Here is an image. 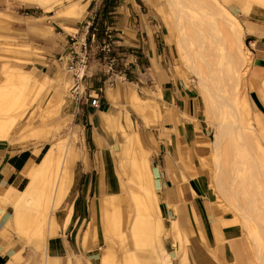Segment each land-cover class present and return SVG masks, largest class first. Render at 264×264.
Here are the masks:
<instances>
[{
    "label": "rangeland",
    "instance_id": "374dc122",
    "mask_svg": "<svg viewBox=\"0 0 264 264\" xmlns=\"http://www.w3.org/2000/svg\"><path fill=\"white\" fill-rule=\"evenodd\" d=\"M85 1L90 0H49V14L38 4L39 0L35 3L37 7H30L35 12L32 16L47 14L40 23L53 28L55 33L51 38L54 40L50 42L41 37L47 34L45 31L34 32L20 24L24 16L30 15L23 12L29 7L17 6L15 0H0V106L7 110L8 115L24 114L13 142L17 144L10 145L7 142L0 144V153H14L22 150L21 146L25 144H34V147L40 149L47 146L48 151L57 143L63 146L62 151L74 154L70 169V175L73 170L71 186L65 181V193L55 207H51L50 204L46 206L45 200L40 199L29 210L30 218L21 230H17L14 226V210L7 203H3L1 198L4 194L0 191V209L5 213L0 222V264H5L8 259L13 264H130L131 260L135 261L131 264H181V262L182 264H232L234 260L229 254L227 245L233 241L239 242L244 254L253 259L251 239H248L250 237L243 226L237 207L217 198L214 188H211L210 161L213 151L210 142L214 139L215 121H212L214 119L206 109L204 110L205 104L202 105L204 102L199 95L196 78L184 68L181 60L178 61L180 58L175 52L172 22H169L168 10L162 0L141 1L147 22L151 25L149 37L154 35L164 59L162 67L172 81L170 85L175 87L177 92H181L177 93V97L166 95L160 84L156 82L155 75L148 71L150 66L141 59L140 62L137 60L140 68L136 69L135 74L127 73V79L105 85L104 95L106 96L108 86L117 87L119 100L110 103L106 96L104 103L99 104L101 127L96 129L100 136L110 138L108 144H101L100 151L88 150L84 143L85 129L80 121V113L76 110L83 101H76L70 94V88L66 106L62 110L52 106L51 86L56 78H62L65 72L64 78L72 85L74 77L73 71L66 68L65 60L69 52H59L57 56H52L55 50L47 51L45 43L52 44L49 45L52 48L61 49L58 42L64 40L63 35L77 31L69 26L84 20L87 15L86 10L81 18L71 21L72 17L69 15L73 10L71 8L74 6L76 9L74 12L84 11L81 5ZM217 2L239 21L245 51L251 58V65L252 46L245 37L246 28L253 25L258 33L264 36V0H217ZM58 11L60 12L57 13ZM64 19L71 20L66 22L63 21ZM23 22L27 25L26 21ZM65 25L68 26V30L64 28ZM119 39L121 40V37ZM17 47H20L19 50ZM134 49L136 50L131 46V50ZM28 54H33L35 56L33 58L37 59L36 62L33 58H29ZM61 55L60 61L58 57ZM98 57H101V54H97L93 45L87 59V67L84 73L80 71L79 75L87 77L90 74L91 76L100 74L102 65L96 60ZM59 64H63V70ZM250 65L241 77L236 100L238 104L235 107L239 111L244 127L247 125L245 128L250 129L247 131L253 132L249 134L250 139L254 137V143L256 140L261 143L262 151L255 149L254 153L256 151L264 164V123L262 122L264 110L261 107L257 110L249 106L247 100L248 90L252 92L255 89L249 78ZM5 66L9 67V70L13 69V73H21L23 79L9 82L3 75ZM84 86L83 80L80 88L83 89ZM259 87L257 92L264 105V79L259 82ZM33 91L37 93L36 99L30 95ZM130 94L135 95L137 104L130 100ZM180 96L184 97L183 102ZM39 101L44 104L43 109H37ZM104 118H110L112 122H117L123 128L119 130L117 127L103 124ZM127 119L134 123L140 136L141 146L147 150H155L148 160L142 158L140 163L147 162L148 168L158 174L157 193L143 185L144 182L139 177L138 171L130 162L129 137L133 135ZM38 132L43 133L42 139L32 140ZM131 139L134 141V138H130L132 142ZM188 139L191 141L190 146L186 143ZM28 148L34 149L33 146ZM186 149H189L187 151L189 165L184 164L182 170L184 175H181L179 182L174 179L175 186L172 190H167L163 187L161 175L163 170H159L156 165L161 159L160 150L168 164L166 158L168 154L184 163ZM42 155L36 162H39ZM167 164L166 172L173 176L174 167L168 170ZM82 168H85L88 174L92 173L94 183L98 175L103 174L110 177L113 185L112 191L108 192L107 196H105L106 191L103 193L104 203L95 214H92L90 208L93 194L87 195L85 199L77 194L83 182V178L79 177ZM67 173L64 175L65 180ZM151 197L157 204L152 202ZM141 200L144 203H141ZM238 204L239 208L244 206L242 201ZM179 214H184L185 226L180 225L178 218H175ZM112 224L120 231V235L115 231L118 236L108 237L105 243L104 235H108ZM174 228H178L182 234L184 241L182 244L186 249L184 255L177 252L180 244ZM147 230L148 236L143 235ZM159 230L160 234L156 235V231ZM8 249L15 251L14 258L7 253ZM158 250L163 251L161 254L164 255L163 258L158 255L160 254ZM102 260H105L104 263Z\"/></svg>",
    "mask_w": 264,
    "mask_h": 264
},
{
    "label": "bare ground",
    "instance_id": "6f19581e",
    "mask_svg": "<svg viewBox=\"0 0 264 264\" xmlns=\"http://www.w3.org/2000/svg\"><path fill=\"white\" fill-rule=\"evenodd\" d=\"M15 1H19L22 6L29 7L37 3V0ZM162 1L168 10L169 22H172V29L175 35V52H177V57L180 58L178 61L180 62L181 60L184 68L196 78L199 95H201L204 102L202 105L205 104L204 110L206 109L207 113L214 119L212 121H215L213 125L214 139L210 142L213 151L212 161H210L212 163L210 168L212 169L211 188H214L217 198L237 207L243 226L250 237L248 239H251L252 243L254 255L251 264H264V164L256 154L257 149L259 152L262 151V147L259 141L256 140L254 143V137L253 139L251 138L252 140L250 139L249 134H253V132L247 131L250 130L245 128L247 125L244 127L239 111L235 107L238 104V101L236 103L239 92L238 86L241 77L247 72L251 59L245 51L240 23L217 0ZM38 4L44 7L47 10L46 12L50 11L49 0H39ZM71 9H73L69 14L71 17L79 18L82 16L83 11L74 12L76 10L74 6ZM18 48L20 47H17V50H19ZM59 67L62 70L64 68L63 64H59ZM9 69V67L5 66L3 74L9 82L23 79L24 76L21 73H13V69ZM85 69L80 68L78 71L84 73ZM65 74L64 72L62 78L57 77L51 86L53 91L51 104L61 110L67 104L68 91L71 85L69 80L64 78ZM106 84L112 85L108 82ZM106 91L110 103H116L115 101L119 100L117 92L111 89ZM36 94L33 91L30 95H33V98L36 99ZM130 100L135 101V104L138 103L133 94H130ZM43 106L44 104L39 101L37 109H43ZM23 119L24 114L11 116L8 115L7 110L3 106H0V144L5 142L13 143L15 141V134L20 127L19 123ZM127 122L130 123L128 127H130L131 135H133V137H129L130 151L128 152L130 153L128 157L130 162L138 171L139 177L144 182L143 185L147 189L150 188L156 192L159 188L158 174L153 173L148 168L147 162L144 163L142 161L143 165L140 163L142 158L148 160L155 153V150L143 148L140 144L141 142H139L140 136L134 123L128 119ZM102 123L113 128L117 127L119 130L123 128L117 122L113 124L110 118H104ZM248 126L250 127V124ZM42 135L43 133L38 132L32 137V140H41ZM130 138H134V141L131 139V142ZM99 142L97 144L98 150H101ZM63 144L65 145V143ZM62 147L55 143L46 152L39 165H35L34 161L31 160L23 168L21 175L27 177L29 182L23 191L20 192L13 205V223L17 230L24 228V224L30 218L29 210L40 199L45 200L46 206L50 204L51 207H55L62 195H64L65 181L68 184L71 178L70 169L74 154L72 153L71 155L68 151H62ZM65 147L67 148V146ZM172 167L173 165L168 160L167 169L171 170ZM66 172H68V176L65 180L64 175ZM106 177L103 174H99L96 179L93 189L94 193L90 200L92 214H95L97 209L104 203L103 193L106 191L105 196H107L108 192L112 191L111 179L109 176ZM151 200L154 204H157L152 197ZM240 201L244 204L241 208H239L240 205L238 204ZM140 202L144 203L143 200ZM113 225H111L112 228L108 231V235H104L105 243L108 237L113 236L115 238L120 235V231L115 229ZM103 231L107 230L103 229ZM174 232L180 244L177 247V252L184 255L186 249L184 244H182L184 243L182 234L178 228H174ZM148 233L149 231L147 230L143 235L148 236ZM157 234H160V230L156 231ZM158 251L160 254H157L163 258L164 255H161L163 251ZM183 260L185 261V259ZM104 261L102 260L103 263ZM134 262L131 260L130 264Z\"/></svg>",
    "mask_w": 264,
    "mask_h": 264
},
{
    "label": "crops",
    "instance_id": "0c3cea01",
    "mask_svg": "<svg viewBox=\"0 0 264 264\" xmlns=\"http://www.w3.org/2000/svg\"><path fill=\"white\" fill-rule=\"evenodd\" d=\"M16 5L17 6L21 5V3L19 1H16ZM81 6H83L84 8L83 11L84 14L87 10V17H94L93 22L95 26H97L96 36L98 39L102 38L106 30L112 31L114 35L121 37V40H119V46L117 48V51L119 53L121 50L133 51L134 53H136L139 62L140 59L145 61L146 64L150 66V68L148 67L149 68L148 71L150 70L155 75L156 82L160 84L163 91H165L166 95H169L170 97L172 96L177 97L176 96L177 93L179 94L181 93V92H177V90H175L176 88L170 85L172 81L170 80L169 76L166 74L165 70L162 67V62L164 59H162V54L160 52V49L157 45V42L154 40L155 39L154 35L149 37V30L151 28V25H149L147 22L148 20L147 15L145 13V8H143V4L141 0H101V2H97L96 4H94V2L90 0L89 2L85 1V3ZM25 7H29V6H25ZM30 7H37V6H35L34 4V6H30ZM30 7L26 8L23 11L24 13L30 15L24 16L20 24L24 26L26 29L32 30L34 32L45 31L47 34H44L41 37L46 41L52 42V40L54 39L51 38V36L52 34L55 33L53 28L51 26H47L40 23L43 21L45 15L49 14L50 12H47V14L41 16L38 15L32 16L35 12L32 11ZM60 11H58L57 13H59ZM79 18L72 17L71 18L72 20L71 19L68 20L76 21ZM68 20L64 19L63 21L67 22ZM23 21H26L27 25ZM252 23L254 24V22ZM65 26L66 27L64 28L67 29L68 26L67 25ZM69 27L75 28L77 31L74 33H69V34L66 33L63 35L64 40L58 42L61 49H57L56 47L52 48L49 46L52 44L45 43L46 44L45 49L47 51L55 50L52 56L53 55L57 56L59 52H66V51L71 52L73 49V46L71 44L73 38L74 37L76 39L83 38L86 31L84 20L74 22ZM246 31L247 33L245 34V37L248 39V43L252 46L251 55L253 56V62L249 68L250 71L249 78L251 84L255 86V89H253L252 92L248 90L247 100L249 106L253 108L255 107L257 110L259 107H261L264 110V105L262 104L257 92L260 89L259 82L262 79H264V36L262 33L259 34L258 30L253 25L248 26V28H246ZM131 46H133V48H136V50L135 49L131 50ZM28 57L33 58L35 56H33V54H28ZM33 60L36 62L37 59L35 60L33 58ZM137 68L138 69L140 68L139 63H137V65L135 66L134 65L131 66L130 73L135 74ZM104 79L105 76L103 74H96L93 76L88 75L87 77L84 78L85 88H86L85 92L88 94V97L93 98L96 96L95 94H98L100 103H104L107 96V91H106V96L103 93ZM99 89H101V92H99ZM107 89H111L115 92L117 91V87L108 86L106 90ZM180 97L183 102L184 97L183 96ZM98 107L95 108L89 102L86 101H83L81 106L76 107V110H78L80 113V121L82 127H84L85 129L84 143L88 147V150L95 149L96 151L98 149L97 141L98 142L100 141L99 142L100 144L105 145V143L108 144V140L110 139L108 136L106 137L100 136L97 132L96 128L99 127L100 129L101 127V123L99 122ZM262 122L264 123V120H262ZM94 125H96V127H94ZM186 143L187 145L190 146L191 145L190 139H188ZM8 144L14 145L17 143H8ZM31 146H33L34 149L28 148ZM34 146H35L34 144H25L21 146V148H23L22 150L16 151L14 153H0V191L5 195V197L7 196L5 198L3 195L1 200H3V203L5 204L7 203L8 205H10L12 209L14 203L16 202L18 196L20 195V192L23 191V189L26 187V185L29 182L27 177L21 175L23 168L31 160L34 161L35 165H39V162L43 160L42 158L45 155L44 153L40 157L39 162H36L39 156L41 155L43 148L41 147L40 149L39 147L37 148ZM161 150L159 156V158L161 159L158 161V163H156V165L158 166L159 170H163L161 171L163 187L166 188L167 190L168 189L172 190L173 187L175 186L174 179H176L177 182H179L180 177L183 174L182 170L184 169L185 166L189 165L187 158V153H188L187 151L189 149L185 150L184 157L186 158V160L184 163L181 160L178 159L176 160L169 154L167 155L166 158H168L169 162H171V164L174 167L172 174L173 176L168 175L166 172L167 161L164 158V155H162ZM71 175L72 176L70 178V182H68V185L70 186L73 183V170ZM79 177L83 178V182L81 185V189L77 191V194L79 195V197L85 199L87 195L90 196L94 192L93 191L94 182H93L92 173L90 172V174H88L87 170L85 168H82L80 170ZM4 216L5 213L3 209H0V222H2ZM175 218H178L180 225L185 226L184 224L186 220L184 214H179ZM22 247L23 246H21V249ZM227 248L229 249V254L234 260L232 264H251L252 259L249 258L247 254H244V251L241 248L239 242L237 241L230 242L228 243ZM7 253H9L11 257L13 256L12 258L16 256L15 251H13L12 249H8ZM5 264H13V263L10 262V259H8L5 262Z\"/></svg>",
    "mask_w": 264,
    "mask_h": 264
},
{
    "label": "built area",
    "instance_id": "2783aa9c",
    "mask_svg": "<svg viewBox=\"0 0 264 264\" xmlns=\"http://www.w3.org/2000/svg\"><path fill=\"white\" fill-rule=\"evenodd\" d=\"M94 4L101 2V0H92ZM94 17L84 18L86 31L81 39L73 38L71 44L73 49L69 52L66 61V68L73 71L74 82L70 87V94L76 101H86L93 106H99L98 94L93 98H89L85 92L86 88H80L84 80V76L78 75L80 68H86L88 58L92 52V46H95L97 54H101L96 60L99 61L100 74L105 76L103 86L105 87L106 82L114 84L116 81L127 79V73H130L131 66L137 65V56L133 51H117L119 46V37L114 35L110 30H106L104 35L99 40L96 36L97 26L93 22ZM91 29V31H90ZM58 60H62V56L58 57ZM91 75V74H90ZM101 92V89H99Z\"/></svg>",
    "mask_w": 264,
    "mask_h": 264
},
{
    "label": "trees",
    "instance_id": "16d2710c",
    "mask_svg": "<svg viewBox=\"0 0 264 264\" xmlns=\"http://www.w3.org/2000/svg\"><path fill=\"white\" fill-rule=\"evenodd\" d=\"M47 146H45L43 149H42V153L41 154H44V152L46 153L47 152ZM21 189V188H20Z\"/></svg>",
    "mask_w": 264,
    "mask_h": 264
}]
</instances>
